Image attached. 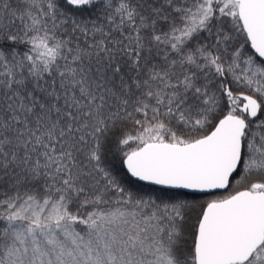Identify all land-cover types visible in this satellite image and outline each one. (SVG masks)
Instances as JSON below:
<instances>
[{
  "label": "snow or ice",
  "instance_id": "obj_1",
  "mask_svg": "<svg viewBox=\"0 0 264 264\" xmlns=\"http://www.w3.org/2000/svg\"><path fill=\"white\" fill-rule=\"evenodd\" d=\"M0 264H264V0H0Z\"/></svg>",
  "mask_w": 264,
  "mask_h": 264
},
{
  "label": "trees",
  "instance_id": "obj_2",
  "mask_svg": "<svg viewBox=\"0 0 264 264\" xmlns=\"http://www.w3.org/2000/svg\"><path fill=\"white\" fill-rule=\"evenodd\" d=\"M139 183V182H137ZM144 187H151V186H148V185H144ZM189 195V198H193V196H195V198L197 199H202V197L199 196V194H188Z\"/></svg>",
  "mask_w": 264,
  "mask_h": 264
}]
</instances>
